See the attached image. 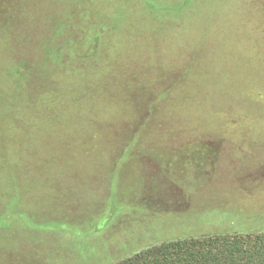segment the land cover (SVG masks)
<instances>
[{
    "label": "rangeland",
    "instance_id": "rangeland-1",
    "mask_svg": "<svg viewBox=\"0 0 264 264\" xmlns=\"http://www.w3.org/2000/svg\"><path fill=\"white\" fill-rule=\"evenodd\" d=\"M0 1L18 71L0 69V264L264 233V0ZM77 4L87 57L68 69L90 82L72 96L84 107L44 111L62 85L43 54L78 50Z\"/></svg>",
    "mask_w": 264,
    "mask_h": 264
},
{
    "label": "trees",
    "instance_id": "trees-1",
    "mask_svg": "<svg viewBox=\"0 0 264 264\" xmlns=\"http://www.w3.org/2000/svg\"><path fill=\"white\" fill-rule=\"evenodd\" d=\"M0 3L1 15L2 13L6 12L5 9H7V4H2L1 1ZM76 6L84 13V15H82L83 13L81 14L82 16L77 15L76 18L71 19L73 27L70 37L71 40L75 42V47L78 50L71 57L69 56L70 53H72V48H65L64 46L56 49V53L54 55H51L50 53L43 54L45 61H47V63H51L52 66L47 65L46 68H44L39 73H52L54 75V79L57 81L56 83L62 85V88L59 89L53 101L41 108L44 111H48L55 107L59 109H69L71 107L82 109L84 107V105L77 100L78 98H73L72 96L82 91L79 89L80 86L84 87V89L89 88L90 82H88V78L84 79V74H78L82 79L75 76L73 80L69 81V78L74 73L72 74L68 69L71 63H74L73 60L76 61V64H78L85 62V58L87 57L83 48L88 31H82L83 33L79 32L80 30L86 29V27L83 28L82 24L76 21H81V19L86 20L85 13L87 10L83 9L82 4H77ZM255 8L258 9L259 6ZM250 15L251 14H248V16ZM260 19L264 21V16L262 15ZM7 20L8 18L6 15L4 18L0 16V24L4 22L6 25ZM13 21L18 25L21 23L20 19ZM87 29H89L88 25ZM119 37L120 35H117V38ZM172 39L173 37L168 36L169 41H172ZM58 54L63 56L69 55V64L64 62L61 64V60L57 56ZM102 54L104 56L105 52ZM10 56L11 53L5 51V48L4 50L0 49V69L6 73L8 79L12 77L14 78L18 75L17 69L13 70L12 66H9L11 64L8 60ZM103 56L101 57L102 59ZM39 57H42L41 51L38 53V58ZM53 67H57L59 70L53 71ZM88 70H90V68H79L77 71L80 73H85ZM35 74H38V72H30L32 80H34ZM52 80L53 78L49 79V83H52ZM91 82H94V80ZM44 120L47 121L46 119ZM112 264H264V233L221 234L199 238H183L164 241L149 247H145L135 253L123 257Z\"/></svg>",
    "mask_w": 264,
    "mask_h": 264
}]
</instances>
